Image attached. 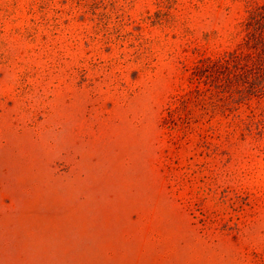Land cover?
<instances>
[{
    "label": "rangeland",
    "instance_id": "obj_1",
    "mask_svg": "<svg viewBox=\"0 0 264 264\" xmlns=\"http://www.w3.org/2000/svg\"><path fill=\"white\" fill-rule=\"evenodd\" d=\"M260 5L0 0V264H264V89L194 74Z\"/></svg>",
    "mask_w": 264,
    "mask_h": 264
},
{
    "label": "trees",
    "instance_id": "obj_2",
    "mask_svg": "<svg viewBox=\"0 0 264 264\" xmlns=\"http://www.w3.org/2000/svg\"><path fill=\"white\" fill-rule=\"evenodd\" d=\"M246 26L247 40L244 47L250 52H246L242 47L239 51L229 53L228 58L204 60L194 70L195 76L203 79L211 89L209 98L223 101L221 104L206 103L209 106L205 105L206 109H212L213 113H224L241 99L235 93L246 82V77L252 80L251 85H254L255 91H258V88L264 89V5L254 8ZM250 70L252 74L248 75ZM202 92L198 91V96H201Z\"/></svg>",
    "mask_w": 264,
    "mask_h": 264
}]
</instances>
